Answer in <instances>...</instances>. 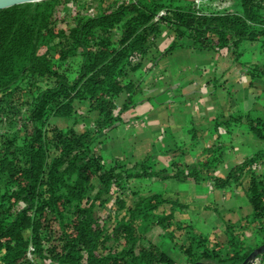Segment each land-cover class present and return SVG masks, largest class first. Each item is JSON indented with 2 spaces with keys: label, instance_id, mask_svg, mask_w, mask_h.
Wrapping results in <instances>:
<instances>
[{
  "label": "trees",
  "instance_id": "trees-1",
  "mask_svg": "<svg viewBox=\"0 0 264 264\" xmlns=\"http://www.w3.org/2000/svg\"><path fill=\"white\" fill-rule=\"evenodd\" d=\"M101 1L97 14L66 18L68 28L58 25L66 0L0 9V127L13 105L27 110L13 133L0 132V264H33L30 242L40 264H182L154 237L165 233L186 257L183 264H242L264 242V170L258 168L264 150L234 165L226 178L209 174L217 187L242 184L246 176L253 206L247 218L228 224L227 239L218 240L179 219L185 203L172 192L143 194L130 185L132 178L198 179L222 159L218 144L194 166L173 160L164 168H156L151 153L139 161L108 158L99 145L127 120L140 87L133 73L164 26L176 37L165 52L189 42L226 48L237 58L243 39L264 45V0H230L222 9L206 0L199 6L194 0ZM245 66L253 77L262 71ZM79 102L87 113L77 112L74 123L98 113L90 128L51 121L72 117ZM251 125L264 138V119L252 118ZM177 147L171 155L184 154ZM252 231L262 240L252 244ZM249 264H264V253Z\"/></svg>",
  "mask_w": 264,
  "mask_h": 264
},
{
  "label": "crops",
  "instance_id": "crops-1",
  "mask_svg": "<svg viewBox=\"0 0 264 264\" xmlns=\"http://www.w3.org/2000/svg\"><path fill=\"white\" fill-rule=\"evenodd\" d=\"M86 1L99 3V0ZM110 1L105 5H110ZM206 1L211 3L213 0ZM175 38L174 32L164 26L150 44L142 68L133 73V77L140 78L136 103L126 111L127 120L102 137L99 147L108 158L128 156L139 161L151 153L156 168H164L173 160L194 166L205 156L207 147L218 144L222 159L198 179L166 176L140 180L141 183H159V187H153L154 191L148 193L168 190L184 201L185 205L178 206V217L182 222H189L185 217L195 208L201 212L210 209L216 215L214 222L219 223L214 226L221 227L218 234L214 233L218 230H211L212 237L225 240L228 224L247 218L253 211L246 193L247 177L243 176L242 184L228 182L224 187H217L209 174L226 178L234 165L264 150V138L258 137L251 125L252 118L264 119V45L258 40L243 39L238 59L234 51L226 48L221 51L198 49L189 42L165 52V47ZM246 63L248 66L258 65L261 73L251 76ZM78 104L87 113V104ZM97 114L93 111L86 121L77 122H81L79 128L74 126L80 131L90 128ZM68 122L63 120L55 124L66 128ZM200 139L204 140L202 147L190 150L188 144L194 140L198 143ZM176 140L181 141L178 146L182 147L183 155L175 157L166 152V156L159 159L154 157V149L164 151L167 141ZM258 168L264 170V164ZM171 184H175L174 188L168 186ZM184 186L192 188L194 194L188 192L181 197L180 187ZM181 211L185 214H180Z\"/></svg>",
  "mask_w": 264,
  "mask_h": 264
},
{
  "label": "rangeland",
  "instance_id": "rangeland-1",
  "mask_svg": "<svg viewBox=\"0 0 264 264\" xmlns=\"http://www.w3.org/2000/svg\"><path fill=\"white\" fill-rule=\"evenodd\" d=\"M66 1H67V3L64 6L63 10H61V13H60V17H61L62 12H65L64 20H65V18L71 17V15H73L74 12H75V14L79 11H80V13H84V14L87 12L86 11V9H87L86 5L89 6V3L86 0H66ZM106 1H110V0H106ZM225 2H229V0H225ZM211 3L214 6H219L222 3V1L221 0H213ZM231 8H232V6H231ZM17 97H19V95H17L14 99V101L16 103L18 101H20V99ZM76 105H77L76 106L77 110L72 117L65 116V115H53V116H51V121L54 123H61V121H63V120H66V121L69 120L68 123L70 126H73L75 129L79 128L81 126V122L80 123H74V120L77 116H78V118H80L81 115H76V113L79 112V114L80 113L85 114V108L84 107L82 108V105L81 106H79V104H76ZM26 111L27 110H26L24 105H21L20 107H16L13 105L11 108H9L8 115L2 116V118H3L2 123H4L5 126L3 128L0 127V132L8 131L9 133H11V132L13 133V130L17 129V127L19 126L20 119L22 116H24ZM84 121H86V117L84 118ZM74 124L76 125L77 128L74 126ZM78 131H80V130H78ZM189 141H191V140H189ZM179 142H181V141L176 140V141H173L171 143L167 141V143H166L167 148L164 149V151H159L158 149H154V151H155L154 157H156V159H159V157L166 156V152L168 154L170 152H175V153L179 152L178 147H177ZM203 142H204L203 139L198 140V143H197V140L191 141L189 143V145L192 143H193V145L189 146L190 150H197L198 148H201ZM178 155H180V154L172 155V156L176 157ZM229 158H230L229 155H227V159H229ZM226 161L228 162V160H226ZM158 167H162V166L158 165ZM151 180H155V179H151ZM146 182L141 183L140 178H132V180L130 181V185L134 186L136 189L141 191V193H143V194L148 193L149 191H154V190H152L153 187H157V186L159 187V183H155V182H151V181H146ZM174 185L175 184H171L168 186H171L172 188H174ZM229 186H231V185H229ZM180 192L182 194V195L180 194L181 197L186 196V194L188 195V192L190 193V195L194 194V192L192 191V188H188L187 186H184V188L180 187ZM206 209H207V207H206ZM180 214L183 215L185 213L183 211H181ZM215 217H216V215L213 214L210 209H207L206 212H204V211L201 212L199 209L195 208V209H193V211L189 212L185 218L187 221H189L193 225L194 228H196L198 231H200L204 235H208V234L212 235L214 230H218V231L214 232V233L218 234L220 232L219 229H221V227H219L220 225H217V227L214 226L215 224H219L218 221L214 222ZM154 237L156 240H162L161 242H162L164 248L165 249L167 248L170 251H172L173 254L178 257V260L180 263H182V264L185 263L186 257L184 256L182 251L177 248V246L174 244V242L169 240L170 238L167 235V233H165L163 235V237H161V238H160V236H157V235H155ZM248 239L251 241L252 244H254L257 240L258 241L262 240L261 239V232L252 231V236H250Z\"/></svg>",
  "mask_w": 264,
  "mask_h": 264
},
{
  "label": "built area",
  "instance_id": "built-area-1",
  "mask_svg": "<svg viewBox=\"0 0 264 264\" xmlns=\"http://www.w3.org/2000/svg\"><path fill=\"white\" fill-rule=\"evenodd\" d=\"M194 1L199 6V5H201V2L203 0H194ZM88 3H89V6L86 5L87 6V9H86L87 12L86 13L89 14V15L97 14L99 12V9H100L99 3H95V4L94 3H91V2H88ZM100 4L105 5V4H107V1L106 0H103V1L100 2ZM229 5H230L229 2L222 1V5L219 6V8L222 9V8H225V7H229ZM163 13H164V10H161V12H159L155 16V18H158ZM64 16H65V12H62V16L60 17V19L58 21V25L60 27H63V28H68L67 27V23H66V18L64 20ZM27 253H28L27 258L30 261H32L33 264H40L39 261H38V259L36 258V253H34V244L32 242H30L29 245H28Z\"/></svg>",
  "mask_w": 264,
  "mask_h": 264
},
{
  "label": "water",
  "instance_id": "water-1",
  "mask_svg": "<svg viewBox=\"0 0 264 264\" xmlns=\"http://www.w3.org/2000/svg\"><path fill=\"white\" fill-rule=\"evenodd\" d=\"M27 1H38V0H0V9L3 7H8L11 5H16L17 3L27 2ZM264 253V242L255 246V248L248 254L246 259L242 264H249L254 261L260 254ZM188 264H206L204 262H192Z\"/></svg>",
  "mask_w": 264,
  "mask_h": 264
}]
</instances>
